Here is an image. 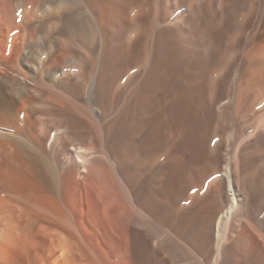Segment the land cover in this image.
<instances>
[{
    "label": "bare ground",
    "instance_id": "bare-ground-1",
    "mask_svg": "<svg viewBox=\"0 0 264 264\" xmlns=\"http://www.w3.org/2000/svg\"><path fill=\"white\" fill-rule=\"evenodd\" d=\"M148 1L0 0V264H93L84 260L81 233L128 251L123 264L133 260L138 244L156 250L163 264H238L248 247L252 260L264 264V204L249 201V173L240 166L241 154L264 131V109L248 112L244 99L247 87L264 98V36L247 48L240 74L236 69L223 75V97L210 101L215 109L208 138L221 136L224 129L216 122L237 133L211 146L215 158L205 160L206 169L181 195L180 200L205 203L197 225L188 218L179 225L164 223L150 198L166 163L178 155L168 157L142 186L146 158L128 150L121 134L130 108L112 118L120 99L130 102L139 83L127 80L116 98L121 77L149 52L148 19L135 17L134 10ZM187 1H161L162 21L171 23L157 37V57L165 32L183 42L189 37L203 2L185 13ZM47 9L68 13L51 37ZM93 20L104 25L105 36L97 50L78 47L75 33L90 32ZM123 57L133 60L124 66ZM210 88L207 80L202 92ZM250 116L259 118L256 126L245 121ZM91 228L99 232L91 234Z\"/></svg>",
    "mask_w": 264,
    "mask_h": 264
},
{
    "label": "rangeland",
    "instance_id": "rangeland-1",
    "mask_svg": "<svg viewBox=\"0 0 264 264\" xmlns=\"http://www.w3.org/2000/svg\"><path fill=\"white\" fill-rule=\"evenodd\" d=\"M152 1L149 0L144 6L138 4L134 9L135 17L139 16L144 18L145 21L148 19V41L152 46H149L148 43L149 52L147 56L133 63L121 77L119 90L115 89V97H120L126 83H133L137 78L139 79L137 81L139 82V88L137 87L134 98L130 100L131 103L120 99L115 109L116 112L112 113V118L130 108L128 122L126 121L124 124L123 133L121 134L128 150L134 148L135 154L138 157L141 155L142 161L143 156L146 158V167L140 175L142 186L147 185V181L155 175V170L168 157L178 155L174 161L166 163L167 167H164L165 169L161 173L162 177L156 183V189L153 190L155 192L150 199L153 203L152 207L155 210L156 218L162 222L179 225L188 218L192 223H195L198 221L197 215L204 209L205 203L200 200L195 204L194 198L193 200L184 199L185 201H183L180 200L181 195L192 181V177L206 169L205 160L215 158L217 152L212 147L219 142L218 140L221 139L225 143L229 142L235 138L237 133L236 127H232V129L226 122H222V125L216 122V125L224 129L218 133L221 136L214 135L208 138L212 125L211 117L213 109H215L210 101L214 97L218 99L223 95L222 78L223 75L228 74V70L231 73L237 69V73L240 74L244 65L243 62H245V52L253 42L254 37L264 36V0H201L203 2L201 12L195 17L196 22L194 21L189 28V37L183 42L182 40H176V34L170 35L169 32H165V37L160 42L163 53L160 51L158 57L157 37L162 32L161 30L170 25L171 22L162 21V0ZM196 2L197 0H188L181 7V10L185 13H191ZM53 12L47 9L45 11L46 15H44L45 18H49L47 30L50 32V37L63 28L65 22H67L66 16L68 14L67 12H54V14ZM89 14L91 15V13ZM93 23L89 24V30L93 34L87 30V32L84 31L86 34H83V31L75 33V37L72 39L74 44L80 46V48L97 50L100 35L105 36L106 29H104L103 24L95 21ZM162 23H164L163 26L159 25ZM141 32L142 28L138 29L136 35L130 41L132 42ZM95 34L96 36H94ZM125 37L127 38V35ZM125 37L124 40H126ZM151 39L155 40L154 44ZM95 42L98 44L96 45ZM152 47L154 48L152 49ZM123 58L121 64L124 66L133 60L131 58L127 59V57ZM149 58H151V62ZM153 64L154 68H152ZM207 80L212 88L208 93H205L204 90L202 92V87H204ZM247 91H250V94L247 93L244 96L247 103L246 109L250 106L251 108L247 109L248 112L250 110L252 114H257L264 109V98L262 99V95L255 87H247ZM254 94H256L255 97ZM249 100L251 101L250 104L248 103ZM245 121L256 126L259 123V118L250 116L246 117ZM257 141L253 147L247 148L241 154L242 159L240 160V166L244 167L249 173L247 196L255 206L264 204V131L258 136ZM197 165H200V169ZM197 168L199 173L196 172ZM60 192L67 195L65 191ZM205 194V192H202V195ZM154 210L152 209V211ZM92 217L94 219L96 216L92 215ZM195 224L197 225V223ZM90 231L91 234L96 233V231L99 232L97 228H91ZM191 232L190 235L193 237V230ZM81 235L84 250H86L84 260H91L93 264H123L122 262L128 256V251H119L116 243V245L109 244L108 246L104 244L103 239L100 237L95 238L96 241L94 237L88 238L87 235L82 233ZM184 241L187 242L186 244L192 245L191 240L185 238ZM182 250L187 253L183 248ZM248 250L249 252L246 253ZM251 251L250 247L246 248L241 263L238 262V264H256L252 260ZM133 255V260L127 264H163V260L157 256L156 250L142 244H138L133 248Z\"/></svg>",
    "mask_w": 264,
    "mask_h": 264
}]
</instances>
